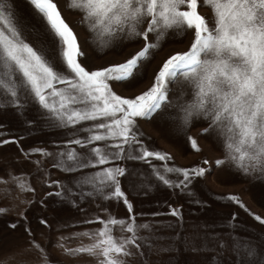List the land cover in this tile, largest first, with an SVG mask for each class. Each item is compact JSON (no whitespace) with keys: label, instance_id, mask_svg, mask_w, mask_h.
I'll return each mask as SVG.
<instances>
[{"label":"rangeland","instance_id":"obj_1","mask_svg":"<svg viewBox=\"0 0 264 264\" xmlns=\"http://www.w3.org/2000/svg\"><path fill=\"white\" fill-rule=\"evenodd\" d=\"M0 264H264V0H0Z\"/></svg>","mask_w":264,"mask_h":264}]
</instances>
